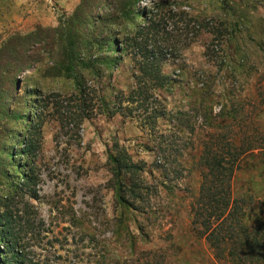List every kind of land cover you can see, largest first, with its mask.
Listing matches in <instances>:
<instances>
[{"label":"rangeland","instance_id":"rangeland-1","mask_svg":"<svg viewBox=\"0 0 264 264\" xmlns=\"http://www.w3.org/2000/svg\"><path fill=\"white\" fill-rule=\"evenodd\" d=\"M63 2L33 0L0 17V52L13 36L26 37L0 60V214L12 215L28 264H235L218 261L197 235L191 206L204 146L231 143L244 152L234 197L253 198L251 228L258 208L264 220V0H144L130 24L126 0ZM166 8L216 19L193 43L192 34L174 43L180 32L170 23L174 45L141 44L138 25ZM67 33L87 40L73 73ZM159 53L173 79L156 93L166 118L148 122L152 105L147 113L128 103L125 116L114 114L115 94L120 101L135 86L143 56ZM172 142L181 168L165 171L160 152ZM118 153L134 174L113 175L109 157ZM23 175L29 184L15 189Z\"/></svg>","mask_w":264,"mask_h":264},{"label":"trees","instance_id":"trees-1","mask_svg":"<svg viewBox=\"0 0 264 264\" xmlns=\"http://www.w3.org/2000/svg\"><path fill=\"white\" fill-rule=\"evenodd\" d=\"M144 0H126L127 4L122 7L124 9L123 16H126L128 24L133 22L137 16L136 7L140 5ZM153 0H150L152 2ZM157 13L155 16H151L148 19L147 24L142 23L136 28L138 38L141 44L146 41H152L153 45H169L174 43H180L181 37L185 39L189 38V34H192L193 41L198 37L199 32L203 27V24H207V19L214 20L216 16H207L205 14L188 15L185 12H174L171 8L164 9ZM143 16V15H142ZM144 17H147V13H144ZM218 20V19H217ZM216 22V21H215ZM173 23L174 27L179 30L180 34L177 38L171 33L165 32V28ZM215 25V23H213ZM87 26V24H86ZM179 26H181L179 28ZM98 26L94 27V31ZM184 27V28H182ZM93 29V28H92ZM173 29V32L176 30ZM183 29V30H182ZM209 31L211 28H208ZM213 29V28H212ZM177 30V31H178ZM90 36L95 33L91 32ZM216 33H220L216 31ZM67 38V60L70 73H73L75 69V62L79 60V56L82 54V43L76 38H71L70 34ZM72 35V34H71ZM85 36H89L88 33H84ZM26 37L21 35H15L10 38L7 44L4 46L3 51L0 52V60L6 61L7 52H16V44L18 42H24ZM174 43H171V39H174ZM159 39V42H157ZM105 40V39H104ZM215 41V40H214ZM220 44V41H218ZM163 45V46H164ZM161 54V53H159ZM209 56L208 54H206ZM163 56H153L150 61L148 55L143 56V61L140 63L138 74L134 76L135 86L128 92H119L123 99L120 101L118 97H115L112 102L114 114L124 115V111H128L124 108L125 104L137 105V109H143L149 112V106L152 105L150 114L147 117L148 122L157 123L161 117L166 118V110L164 107L159 108L157 91L166 89L171 86L173 79L163 72ZM210 57V56H209ZM2 58V59H1ZM1 65V64H0ZM88 67L87 64H85ZM2 71L0 70V74ZM27 73H31L28 71ZM31 75V74H30ZM29 75V76H30ZM32 77V75H31ZM78 83V81H76ZM79 94L83 100L88 99L89 95L86 94V85L78 84ZM85 103V102H84ZM102 104H106L102 101ZM182 115V114H181ZM161 159L164 161L165 171L170 169L168 166L181 165L177 163L180 150H178L173 142L171 145H167L165 149L161 150ZM118 153L116 157L110 156L109 159L115 165V169L112 170L113 175L116 178H122L126 175H131L138 170L137 166L132 164L131 158L127 156H121ZM244 155L243 151L237 149L233 144L226 143L222 147L207 144L204 146L203 152L200 157V162L205 168L203 174L202 183L200 185L198 196L195 198L192 206V225L202 239H205L210 249L214 252L215 258L221 261L224 258H230L235 264H242L248 260L249 256L254 257L256 264L264 263V220L262 219V208H258L259 217L255 220V226L250 227V222L247 220L248 210L251 209V203L253 198H236L233 194V179L236 172L240 169V159ZM167 167V168H166ZM173 171H176L173 169ZM167 173V172H165ZM30 179L26 176H21V180L18 183H10L15 189L22 186H27ZM138 182L132 181L131 187L128 188V192L134 195L135 190L140 189ZM127 188H124L122 192L117 194L120 197L121 202H125V193ZM138 195V194H137ZM135 195V198L138 196ZM7 205L10 207L14 200L9 196L5 198ZM11 208V207H10ZM13 223L12 215L5 212L0 214V264H28L26 260V254L19 248L17 235L14 229L11 228ZM31 263V262H29Z\"/></svg>","mask_w":264,"mask_h":264},{"label":"crops","instance_id":"crops-1","mask_svg":"<svg viewBox=\"0 0 264 264\" xmlns=\"http://www.w3.org/2000/svg\"><path fill=\"white\" fill-rule=\"evenodd\" d=\"M33 0H0V17H4L8 15V11L10 13L13 12L14 9H21V8H27L28 4L32 2ZM73 0H64L63 3H65V6L68 7H74L75 5H72L70 2Z\"/></svg>","mask_w":264,"mask_h":264},{"label":"bare ground","instance_id":"bare-ground-1","mask_svg":"<svg viewBox=\"0 0 264 264\" xmlns=\"http://www.w3.org/2000/svg\"><path fill=\"white\" fill-rule=\"evenodd\" d=\"M29 78H31V75L29 76Z\"/></svg>","mask_w":264,"mask_h":264}]
</instances>
